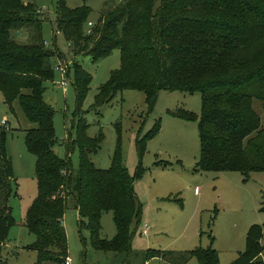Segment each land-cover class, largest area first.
<instances>
[{"label":"trees","instance_id":"16d2710c","mask_svg":"<svg viewBox=\"0 0 264 264\" xmlns=\"http://www.w3.org/2000/svg\"><path fill=\"white\" fill-rule=\"evenodd\" d=\"M90 13L86 4L70 8L65 0H57L56 31L63 34L74 56L87 55L96 61L115 49L120 52V65L98 87L93 107L124 89L141 90L148 109L161 89L198 92L200 155L195 170L238 171L244 181L251 172H264V125L252 105L254 99L264 104V0H107L86 28ZM43 19L32 2L0 0V90L11 109L18 102L28 121L35 124L27 130L25 142L35 156L37 189L24 224L35 236L28 248L37 253V262L65 264L68 251L62 220L70 207L80 218L79 226L88 230L91 246L118 256L119 264H146L153 258L169 264H186L192 258L196 264H219L218 252L210 246L131 250V225H138L141 211L133 184L143 170L138 167L130 175L122 165L119 147L108 168L96 167L89 154L97 150L102 134L89 137L83 117L77 120L74 139L77 168L69 158L55 153V111L42 95L44 83L53 82L51 58L62 53L45 46ZM21 31L28 34L27 43L13 34ZM71 64L78 110L91 75L77 61ZM66 75L69 78V67ZM169 114L185 120L195 117L184 109ZM158 130L156 122L136 141L140 156ZM6 135L7 128L0 124V264H6L4 251L16 223L9 203L17 192ZM107 211L112 212L116 228L111 239L100 235L101 215ZM261 237V226L251 225L244 250L229 264H263L258 257L263 249Z\"/></svg>","mask_w":264,"mask_h":264},{"label":"rangeland","instance_id":"374dc122","mask_svg":"<svg viewBox=\"0 0 264 264\" xmlns=\"http://www.w3.org/2000/svg\"><path fill=\"white\" fill-rule=\"evenodd\" d=\"M34 3L43 14L42 37L48 48L57 47L62 53L51 58L69 64L67 91L51 81L44 83L43 100L54 107L53 127L57 142L53 149L61 158H69L72 167L78 166V148L74 142L79 117L87 122L86 134L102 139L97 150L89 154L98 168H108L116 148L119 147L122 165L130 175L138 167L143 170L134 180L135 196L141 205L138 225L134 230L130 248L132 251L147 249L189 250L195 247H212L218 252L219 264H229L238 252L244 250L248 228L257 224L262 228L260 244L264 253V172H251L247 181L238 171H196L200 155L198 119L201 110V95L178 90H159L152 109H148L141 90L124 89L108 102L93 107L98 87L120 65V52L115 49L109 55L92 61L87 55L74 56L63 34L56 31L57 0H24ZM107 0H65L66 6L74 8L86 4L91 8L89 21L98 17ZM86 28L89 26L86 24ZM22 43L28 42V34L13 32ZM77 61L91 75L89 89L82 105L77 110L75 89L72 84L74 69L71 61ZM55 71V70H54ZM59 79L54 72L53 81ZM253 108L264 125V104L254 99ZM184 109L194 114V119L185 120L169 114L170 110ZM6 117L8 124L6 151L13 164L14 189L10 205L16 223L10 228L4 251L6 264H57L37 262L36 252L28 245L35 236L25 226V215L36 195L34 172L35 156L28 152L25 137L29 128L35 126L26 118L18 102L13 108L5 103L0 90V120ZM159 122L158 133L146 142L140 156L136 141ZM70 143L68 148L67 144ZM72 143V144H71ZM168 162L165 168L155 162ZM178 163V164H177ZM164 166V165H163ZM170 196L171 199H165ZM79 216L68 207L63 216L67 237V251L71 264H119L120 258L110 252L95 250L89 241V232L79 226ZM101 237L111 239L116 233L111 211L101 215ZM144 223L148 235L140 234ZM212 236V241L210 239ZM84 238V239H82ZM146 264H169L153 258ZM186 264H196L194 258Z\"/></svg>","mask_w":264,"mask_h":264},{"label":"built area","instance_id":"2783aa9c","mask_svg":"<svg viewBox=\"0 0 264 264\" xmlns=\"http://www.w3.org/2000/svg\"><path fill=\"white\" fill-rule=\"evenodd\" d=\"M87 25L90 27L92 25V22L89 21ZM69 64H70V62H69ZM69 64L57 62L54 66V70L57 71L59 74V79L53 81V83L58 85L61 88V90L63 91V93L67 91V84L69 82L68 77L66 75L67 71H68ZM0 124L3 126L7 125L8 119L6 117L2 118V120H0ZM145 231L146 230H143V232H145ZM258 257L261 259L262 263L264 264V253L263 252L258 253ZM65 264H71L69 257L66 258Z\"/></svg>","mask_w":264,"mask_h":264},{"label":"crops","instance_id":"0c3cea01","mask_svg":"<svg viewBox=\"0 0 264 264\" xmlns=\"http://www.w3.org/2000/svg\"><path fill=\"white\" fill-rule=\"evenodd\" d=\"M178 164V163H177ZM156 167H161V168H165V166L159 164V165H156L154 164ZM164 198H165V195H162ZM76 212V211H75ZM62 224H63V220H62ZM143 230H146L145 232H143ZM149 233V227L146 223H144L143 227L141 228V231H140V234H143V235H148Z\"/></svg>","mask_w":264,"mask_h":264}]
</instances>
